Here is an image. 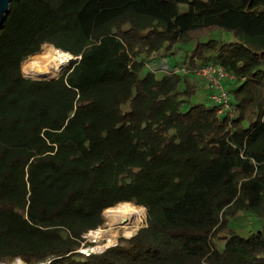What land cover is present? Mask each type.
Returning a JSON list of instances; mask_svg holds the SVG:
<instances>
[{"label":"trees","instance_id":"trees-1","mask_svg":"<svg viewBox=\"0 0 264 264\" xmlns=\"http://www.w3.org/2000/svg\"><path fill=\"white\" fill-rule=\"evenodd\" d=\"M45 41L77 55L58 85L23 76ZM190 43L192 64L238 75L234 116L192 101L198 78L147 67ZM119 200L146 206L147 224L80 250ZM242 212L264 219V0L12 1L0 28V262L264 264V220L245 235L232 227Z\"/></svg>","mask_w":264,"mask_h":264},{"label":"bare ground","instance_id":"bare-ground-1","mask_svg":"<svg viewBox=\"0 0 264 264\" xmlns=\"http://www.w3.org/2000/svg\"><path fill=\"white\" fill-rule=\"evenodd\" d=\"M51 42H45L37 51L30 53L22 65L23 76L27 80H34L37 77H46L52 83H57L61 78L64 65L76 58L70 50L55 46L54 51L49 52ZM14 204L19 208H26V198L18 196ZM103 213L108 218V223L112 231L118 232L120 229L134 234L143 224L147 213L146 206L127 200H119L103 206ZM87 236L102 238L104 235L103 227L93 228L88 231ZM116 239L109 238L108 245H114ZM103 246V245H102ZM22 259H16V264H21Z\"/></svg>","mask_w":264,"mask_h":264},{"label":"built area","instance_id":"built-area-1","mask_svg":"<svg viewBox=\"0 0 264 264\" xmlns=\"http://www.w3.org/2000/svg\"><path fill=\"white\" fill-rule=\"evenodd\" d=\"M173 61V60H172ZM169 57H162L160 59L154 58L151 61L147 60V67L154 71L158 77L164 74H182L192 75L199 80L206 82L207 87L210 89L209 100L218 108L221 115L234 116L236 108L233 103V94L230 90L231 85L238 79L235 71L228 69L224 64L212 61L202 64H192L191 60L185 61L184 64L172 63ZM86 240L80 248L83 252L90 254L91 252L104 251L109 246H102L99 244L101 238H88L85 234ZM87 241L93 242L87 244ZM119 240L116 241L117 244ZM16 264V260L13 262ZM21 264H28L22 260Z\"/></svg>","mask_w":264,"mask_h":264},{"label":"rangeland","instance_id":"rangeland-1","mask_svg":"<svg viewBox=\"0 0 264 264\" xmlns=\"http://www.w3.org/2000/svg\"><path fill=\"white\" fill-rule=\"evenodd\" d=\"M188 4L183 3L182 4V11L186 12L188 10ZM216 36L218 37H224L226 39H231L232 35L230 33H225V32H221V31H217L216 32ZM205 39H209V37H205ZM48 42V41H45ZM45 42L43 43H39L37 48L35 49V51H37ZM194 43H190V44H183V45H178L176 48L175 53H168V54H159V55H152L147 57L148 61H151V59L154 58H162V57H169V60L172 61V63H178V64H184L185 61L189 60V56L192 54V50L194 48ZM55 46L54 45H49V52L54 51ZM27 59V58H26ZM26 61V60H25ZM71 63V61H68L65 65L64 68L62 70L61 73V78L57 83H52L49 79H47L46 77H37L35 78L33 81H37V82H41L44 84H49V85H58L61 83L62 79H63V71L65 69V67L67 65H69ZM201 86L197 92V94L193 97L192 101L193 102H199V101H205L207 103H210L209 97H210V89L207 87L206 82H204L203 80H199ZM15 201V200H14ZM16 205V204H14ZM17 206V205H16ZM28 206V200H26V208L25 209H21L23 211H26ZM102 213H103V209H102ZM104 215V213H103ZM105 216V222L103 225L99 226V227H103L104 229V235L103 237L98 241L99 244L104 245V246H109V238H114L117 240H119V238L121 236H134L139 229L147 224V213L145 215V219L143 224L137 229V231L130 235L128 234V232L124 231L123 229H120L118 232L112 231L110 229V225L108 223V218L106 215ZM263 220L262 218H260L259 216L253 214V213H249V212H242L241 215L238 218H235L234 220H232V227L236 228L238 231H240L241 233L248 235L251 231L253 230H257L259 228H261L263 226ZM88 238H94V236H88ZM224 241H221L220 244L222 247H224Z\"/></svg>","mask_w":264,"mask_h":264},{"label":"water","instance_id":"water-1","mask_svg":"<svg viewBox=\"0 0 264 264\" xmlns=\"http://www.w3.org/2000/svg\"><path fill=\"white\" fill-rule=\"evenodd\" d=\"M12 1L13 0H0V28L3 26V24L6 21L7 14L10 11ZM22 260H24V259H22ZM13 262H11V263L0 262V264H14Z\"/></svg>","mask_w":264,"mask_h":264}]
</instances>
